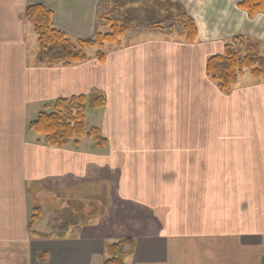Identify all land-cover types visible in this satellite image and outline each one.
Here are the masks:
<instances>
[{"label":"crops","instance_id":"crops-1","mask_svg":"<svg viewBox=\"0 0 264 264\" xmlns=\"http://www.w3.org/2000/svg\"><path fill=\"white\" fill-rule=\"evenodd\" d=\"M111 1L0 0V264H102L122 240L130 264H264V81L244 75L223 94L205 75L236 36L264 52V14L178 0L194 43L136 31L105 45L103 62L38 63L28 5L76 40ZM80 94L106 99L107 156L87 138L50 147L28 130Z\"/></svg>","mask_w":264,"mask_h":264},{"label":"trees","instance_id":"trees-1","mask_svg":"<svg viewBox=\"0 0 264 264\" xmlns=\"http://www.w3.org/2000/svg\"><path fill=\"white\" fill-rule=\"evenodd\" d=\"M136 1V0H133ZM146 3L142 8H132L128 14L121 11V6L126 3L122 0L111 1L112 5L105 6L98 11L95 22V32L91 37L71 40L67 35L55 28L52 23V12L41 4L28 5L24 10V17L31 24L38 41L37 61L44 65L70 66L87 60L86 49L97 46L95 54L98 62L105 59L102 48L108 44L117 43L129 31L156 32L165 37L183 38L188 43H194L197 38V28L185 12L178 0H155ZM238 7L250 17L264 14V0H242ZM137 9V10H136ZM139 11L145 21H139ZM163 11L165 14H163ZM135 12V13H134ZM163 14V15H160ZM124 15V16H123ZM147 16V17H146ZM157 16V21L155 18ZM150 18V19H149ZM163 18L161 21L159 19ZM139 19V18H138ZM100 28H107L102 32ZM131 32V33H132ZM258 43L255 40L243 37H234L224 45L221 54L209 56L205 61V75L223 94H229L243 75L244 70H249L252 77L264 81V55L258 53ZM106 104L102 95H76L72 97H59L51 111L39 112L37 117L27 125L28 130L40 135L45 144L50 147L64 148L70 143L77 145L81 139L93 138L96 146L107 144L96 126H88L85 122L86 108H100ZM41 210L34 209L30 215L28 226L31 228L34 221L40 217ZM127 240L111 243L109 246L110 257L102 264H125L123 261V245ZM38 259L46 260V254L38 253Z\"/></svg>","mask_w":264,"mask_h":264},{"label":"rangeland","instance_id":"rangeland-1","mask_svg":"<svg viewBox=\"0 0 264 264\" xmlns=\"http://www.w3.org/2000/svg\"><path fill=\"white\" fill-rule=\"evenodd\" d=\"M120 1V4H121V2H122V0H119ZM125 2L126 3H124L122 6H121V11H123V13H124V15L125 14H128L129 13V10H127L126 8H128V9H132V8H142V6L143 7H145L144 5L146 4V3H149V2H157V1H155V0H136V1H133V0H125ZM112 5V4H111ZM110 5V6H111ZM137 10V9H136ZM135 13V12H134ZM137 16V27H140V24H139V21H145L146 20V18L145 17H142L141 15H140V13H139V11H137L136 13H135ZM163 14H165V12L163 11ZM163 14H160V15H163ZM123 15V16H124ZM147 17V16H146ZM139 18V19H138ZM150 19V18H149ZM157 16H156V18H155V21H157ZM163 18H161V19H159V21H161ZM143 25H144V23H142V25H141V27L139 28V29H142V27H143ZM99 30H101L103 33L104 32H106V31H108V29L107 28H100ZM132 31H129L127 34H126V36L125 37H122L121 39H120V42H122V43H125L126 42V40H129L130 39V36H131V39H133L134 38V36L132 37V33H134V32H136V31H134V32H132ZM155 34H159V33H156V32H154ZM144 34H146V32H144ZM146 35H149V34H146ZM160 36H162L161 34H159ZM173 37H175V36H173ZM172 37V38H173ZM104 48V47H103ZM103 48H102V51H103ZM109 48H110V44H108L107 46H106V48H105V52H108V50H109ZM98 47L97 46H92V47H89V48H87L86 49V52H87V57H88V59H90V58H92V57H94L95 58V54H96V52L98 51ZM257 50H258V53L260 54V55H264V52H262L261 50H259V47L257 48ZM248 74H250L249 73V70H244V72H243V75L242 76H244V75H248ZM241 76V77H242ZM251 76V75H250ZM240 77V78H241ZM252 77V76H251ZM239 78V79H240ZM253 79H256V78H254V77H252ZM256 80H261V79H256ZM263 81V80H262ZM103 95H105V94H103ZM106 98H107V95L105 96ZM107 103V102H106ZM106 104L103 106V107H100V108H95V109H85V122H86V124L88 125V126H91V125H95V126H98L100 129H101V131H102V118H103V116L101 117V115H102V113L101 112H103V109H105L106 107ZM101 135H103V133H101ZM85 142H86V144H91L92 145V142H94L95 143V140H93V138H87V139H85L84 140ZM90 145V146H91ZM96 147H98V148H96L97 150H99V154H101V155H103V156H107L108 155V146L107 145H105V146H102V147H99V146H96ZM95 149V151H97ZM111 245V242L110 243H108V244H106V249H105V256H110V253H109V246ZM122 251L123 252H125L124 253V255H123V261H124V263L125 264H130L129 263V256H130V252H128L127 250H126V247H122Z\"/></svg>","mask_w":264,"mask_h":264}]
</instances>
